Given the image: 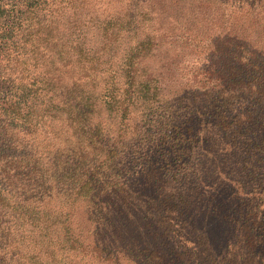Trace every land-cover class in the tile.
Listing matches in <instances>:
<instances>
[{
    "label": "trees",
    "instance_id": "obj_1",
    "mask_svg": "<svg viewBox=\"0 0 264 264\" xmlns=\"http://www.w3.org/2000/svg\"><path fill=\"white\" fill-rule=\"evenodd\" d=\"M24 1L0 3V264H264V0Z\"/></svg>",
    "mask_w": 264,
    "mask_h": 264
},
{
    "label": "rangeland",
    "instance_id": "obj_2",
    "mask_svg": "<svg viewBox=\"0 0 264 264\" xmlns=\"http://www.w3.org/2000/svg\"><path fill=\"white\" fill-rule=\"evenodd\" d=\"M103 1H105V0H103ZM15 2H17L18 4V6H17V8L16 9H20V8H24L25 7V5H24V3H25V1L24 0H0V3H2V4H5L6 5V7H11L12 5H13V3H15ZM26 17V15H24V17L22 18L23 20H24V18ZM210 19V18H209ZM2 20V19H1ZM0 20V21H1ZM201 30L204 32V36L207 34L208 35V33H212L214 30H215V27L212 25V23H209V21H204L203 23H202V27H201ZM215 31H217V30H215ZM202 49V48H201ZM204 49V48H203ZM192 52V53H191ZM185 58L187 59V61H186V64L187 65H185V68L187 69H190V68H192V64L195 62V63H197V59L199 60V61H202V59L204 58V55H200V54H198V55H196V51H190V53H188L186 56H185ZM7 69V68H6ZM186 72V71H185ZM170 86H171V84H170Z\"/></svg>",
    "mask_w": 264,
    "mask_h": 264
}]
</instances>
